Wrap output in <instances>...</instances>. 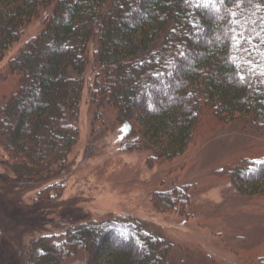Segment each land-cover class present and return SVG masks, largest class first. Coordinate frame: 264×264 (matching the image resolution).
Wrapping results in <instances>:
<instances>
[{
    "label": "trees",
    "instance_id": "1",
    "mask_svg": "<svg viewBox=\"0 0 264 264\" xmlns=\"http://www.w3.org/2000/svg\"><path fill=\"white\" fill-rule=\"evenodd\" d=\"M45 9L42 32L9 61L20 87L0 106V147L15 174L40 178L67 164L90 68L97 115L113 110L126 137L153 152L150 162L183 155L206 111L264 129V0H0V63ZM231 177L264 196V160L241 161ZM64 189L49 185L39 200ZM152 201L186 214L189 188L174 184ZM171 249L135 218L110 215L33 239L25 264L82 252L88 264H170Z\"/></svg>",
    "mask_w": 264,
    "mask_h": 264
},
{
    "label": "rangeland",
    "instance_id": "2",
    "mask_svg": "<svg viewBox=\"0 0 264 264\" xmlns=\"http://www.w3.org/2000/svg\"><path fill=\"white\" fill-rule=\"evenodd\" d=\"M46 10V9H45ZM33 20L0 63V106L20 87L9 61L43 30ZM96 44L90 46V53ZM95 73L86 75L79 112V140L65 166L40 178L9 167L0 147V264H25L33 239L110 215L132 217L171 245L170 264H255L264 258V196L240 191L231 171L243 160H264V129L243 120L225 123L206 111L189 149L172 160L150 162L153 152L126 137L115 112L91 104ZM63 182L61 199L40 201L47 186ZM189 188L186 214L157 210L153 195L172 185ZM62 264H88L87 253Z\"/></svg>",
    "mask_w": 264,
    "mask_h": 264
}]
</instances>
